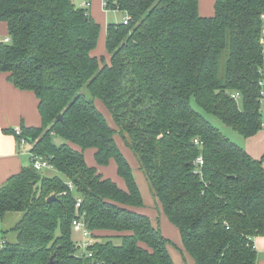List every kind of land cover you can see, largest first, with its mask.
Returning a JSON list of instances; mask_svg holds the SVG:
<instances>
[{
	"label": "trees",
	"instance_id": "trees-1",
	"mask_svg": "<svg viewBox=\"0 0 264 264\" xmlns=\"http://www.w3.org/2000/svg\"><path fill=\"white\" fill-rule=\"evenodd\" d=\"M78 2L0 0L10 37L0 42V72L35 92L42 117L22 136L62 173L47 176L29 164L0 186V221L19 216L3 230L0 264H51L52 256V264H176L172 240L141 210L144 197L116 132L191 264H257L263 158L199 107L245 138L263 127L264 0H216L210 16L200 13L199 0H105L128 18L107 24L108 57L93 52L101 25ZM87 149L97 165L114 160L126 187L89 165ZM75 218L91 232L92 257L79 252Z\"/></svg>",
	"mask_w": 264,
	"mask_h": 264
},
{
	"label": "crops",
	"instance_id": "crops-1",
	"mask_svg": "<svg viewBox=\"0 0 264 264\" xmlns=\"http://www.w3.org/2000/svg\"><path fill=\"white\" fill-rule=\"evenodd\" d=\"M90 1L91 3L89 12L93 16V18L101 25L100 35H103V37L101 36V39H99L97 49H95L93 52L97 55H102L104 52V55L108 57L109 55L105 49V37L107 24L109 23L107 16L109 9L105 8L104 0ZM215 1L216 0H199L200 13L204 16L212 15L215 10ZM83 2L84 0H79L78 3L82 4ZM7 37H9L8 24L6 21L0 20V42H2ZM100 103L104 106L102 102ZM107 119L111 124L110 119L108 117ZM41 124L42 117L39 111V99L36 96L35 92L18 88L9 80V73L0 72V186L5 183L9 179V177L19 173L23 169V167L31 164V145L22 144L20 142V138L15 134V129L19 127H38L41 126ZM245 146L247 151L253 157L263 158L264 164V132L259 131L255 135L248 137L246 139ZM119 148L122 150L123 154L126 156L131 166L133 167L137 182L144 195V192L146 191L145 188H143V185L141 184L142 180L139 177H145V175L143 171L141 172L137 159L131 160V158H129L127 155V151L123 149V146L121 147L119 145ZM128 148L125 147V149L130 151L131 149ZM85 157L89 165H97L94 158V150H87L85 152ZM135 161L137 163V169L139 168L140 170L139 172L135 170ZM97 169L101 173H103L105 177H112L111 179L116 181L120 187H126L124 179L119 176L117 172V165L114 160H112L108 165H97ZM141 210H144L148 214L145 208ZM162 222H164L165 224L167 223L166 217L164 219H161L160 223ZM161 227L163 228L161 229L162 232L163 230L165 231L164 227ZM165 227L166 229H171L172 233V229L174 227L172 228L168 223L165 225ZM163 234L166 236L164 232ZM172 235H174L176 238L175 242L173 241V245L175 247L180 245L181 247L182 244L179 230L177 229L176 233ZM254 244L257 251V264H264V235L255 236ZM169 249L176 264L192 263L191 257L186 253L182 254L180 248L175 249L174 247H172V245H170Z\"/></svg>",
	"mask_w": 264,
	"mask_h": 264
},
{
	"label": "rangeland",
	"instance_id": "rangeland-1",
	"mask_svg": "<svg viewBox=\"0 0 264 264\" xmlns=\"http://www.w3.org/2000/svg\"><path fill=\"white\" fill-rule=\"evenodd\" d=\"M107 16H108V22L109 23H111V22H122L124 20V18H125V12L122 11V10H119V9H112L111 8V9H109V12H108ZM101 36L103 37V35L101 34L99 39H101ZM103 54H104V52H103ZM97 104H98L99 108L103 111V113L110 119L111 125L113 126V128L118 130V127L114 123L110 112H108V110H106V107H104L99 101L97 102ZM194 106L196 107L195 103H194ZM199 109L207 116V118L210 120V122L213 123L215 126H217L226 136H228L231 140H233L234 142H236V143H238V144H240V145H242V146H244L246 148L245 145H246V139L247 138H245L242 134H240L238 131H236L232 127H230V126L226 125L225 123H223L217 116L203 111L200 107H199ZM262 112H263L262 121H263V124H264V108L262 109ZM260 131L264 132V125H263V127L261 128ZM115 138H116L117 144H119L121 147L123 146V149L125 151H127L128 157L131 158V160L132 159L136 160L137 158H136L134 152H132L131 150L129 151V150L125 149V147L126 148H128V147L126 146V143H125L124 139L121 137V135L118 132H116ZM53 140L58 145H60L63 142H65V139L60 137V136H54ZM29 145H31L30 142H29ZM87 150H93V149H87ZM135 166H136L135 170L139 172L141 169L140 170H139V168L137 169L136 161H135ZM41 171H42V173L44 175H47V176H53L55 174H58V175L62 176L61 172L57 171L54 168H50V167H46V168H44ZM141 172H142V170H141ZM139 178L142 180L143 183L141 181L140 182H141V184L143 185V188H145V191H146V192H144V195H143L144 202H145L144 208L147 210L148 214L152 217L151 219H153V222L155 224L158 223V225H160V227L161 226L164 227L165 231L163 230V232L166 234V237L168 236V238L172 240V244H170V245H172V247L177 249L173 245V243L175 242L176 238H175L174 235H172V234L176 233L177 228L165 216L164 212L161 209L160 202L154 196V194H153V192H152V190H151V188H150V186H149V184L147 182V179H145L146 177L141 176ZM165 217H166V222L172 228L174 227L172 229V233H171V229H168V228L166 229L165 225L167 223L166 224L164 222L160 223L161 219H164ZM18 218H19V216H18L17 213H9L5 221H0V239L3 236V230H7V229H4V228H9L13 224H15V222L18 220ZM161 229H163V228L161 227ZM73 236H74L75 240L78 241L79 244H80L79 252H83L84 248L81 246V242H80L81 241L80 239L82 238L81 232L74 231L73 232ZM10 237H13L12 233H11ZM179 247H180V245H179ZM182 254H183V252H182ZM172 257H173V255H172Z\"/></svg>",
	"mask_w": 264,
	"mask_h": 264
},
{
	"label": "built area",
	"instance_id": "built-area-1",
	"mask_svg": "<svg viewBox=\"0 0 264 264\" xmlns=\"http://www.w3.org/2000/svg\"><path fill=\"white\" fill-rule=\"evenodd\" d=\"M90 3H91L90 0H84V2L82 3V7H85L86 9H89ZM104 6H106L105 0H104ZM262 19L264 21V13L262 14ZM124 22L128 23V18H126L124 20ZM3 41L4 42L10 41V37L5 38ZM262 43L264 45V30H263ZM259 86H260V94H261L260 101L262 103H264V70H263V72H262V74L260 76V79H259ZM233 96L238 98L240 95H239V93H237V94H234ZM15 134L20 136V142L22 144H29V141L24 136H22V128H20V127L16 128L15 129ZM30 161H31V164L33 165V167L35 169H37V170H40V171L43 170L46 167H53L51 165L50 161L48 160V158H44L43 156H40V155H35L32 152H30ZM194 163L196 165H198L199 163H202V157H198L194 161ZM80 202H81V199L79 198L77 200V204H76L77 207L80 206ZM73 227H74V231L81 232V234H82V238L80 239L81 240L80 241L81 242V246L84 248V250L87 251V247L89 246V244L92 243L90 230L86 227L85 223L80 218H75L73 220ZM85 256L92 257L93 253L91 251H87ZM84 264H86V263H84Z\"/></svg>",
	"mask_w": 264,
	"mask_h": 264
},
{
	"label": "water",
	"instance_id": "water-1",
	"mask_svg": "<svg viewBox=\"0 0 264 264\" xmlns=\"http://www.w3.org/2000/svg\"><path fill=\"white\" fill-rule=\"evenodd\" d=\"M62 117H63L62 115H59V116H58V119H62ZM56 199H57V195H56V194H53V195H51V196L48 198V201L51 202V201L56 200ZM53 259H54V257L52 256V257H51V260L49 261V263L52 264V263H53Z\"/></svg>",
	"mask_w": 264,
	"mask_h": 264
}]
</instances>
